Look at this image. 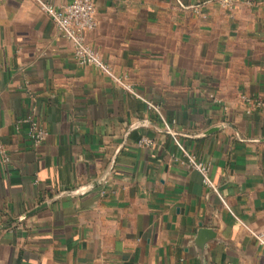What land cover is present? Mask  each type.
I'll list each match as a JSON object with an SVG mask.
<instances>
[{"label": "crops", "instance_id": "crops-1", "mask_svg": "<svg viewBox=\"0 0 264 264\" xmlns=\"http://www.w3.org/2000/svg\"><path fill=\"white\" fill-rule=\"evenodd\" d=\"M234 1L94 0L114 78L0 0V264H264V0Z\"/></svg>", "mask_w": 264, "mask_h": 264}, {"label": "built area", "instance_id": "built-area-1", "mask_svg": "<svg viewBox=\"0 0 264 264\" xmlns=\"http://www.w3.org/2000/svg\"><path fill=\"white\" fill-rule=\"evenodd\" d=\"M224 7H233L234 0H219ZM42 9L52 17L61 33L73 44L74 57L81 65H94L106 74L114 77L112 69L103 60L98 51L87 40V32L93 30L97 26L96 19V5L94 0H73L72 2L63 6H54L52 4L40 1ZM119 80V79H117ZM120 81V80H119ZM123 85H125L123 83ZM131 90L130 86H126ZM155 113L161 115V108L158 104L146 101ZM31 122L30 138L35 146L42 144L48 137L49 132L42 127L38 122L34 121L32 116L27 118ZM167 129L174 136L172 128L166 123ZM141 143H149L151 140L142 139ZM181 150L187 154L189 167L198 170L203 175V182L205 185L218 192L215 184L209 176V167L207 164L196 160L190 156L184 147L177 142ZM0 150L4 151L3 145L0 143ZM259 239L264 242V235H257Z\"/></svg>", "mask_w": 264, "mask_h": 264}, {"label": "water", "instance_id": "water-1", "mask_svg": "<svg viewBox=\"0 0 264 264\" xmlns=\"http://www.w3.org/2000/svg\"><path fill=\"white\" fill-rule=\"evenodd\" d=\"M220 127H221V126H220ZM220 127H219V128H220ZM216 129H217V128H216ZM214 130H215V129H214ZM212 131H213V130H212ZM95 184H96V183L94 182V183H92V184H89V185H85V186L79 187V188H77L76 190H74L72 193H74V194L84 193V192L90 190L91 188H93ZM203 232H205V230H204ZM205 233L214 234V232H212V230H209V232L206 231Z\"/></svg>", "mask_w": 264, "mask_h": 264}]
</instances>
